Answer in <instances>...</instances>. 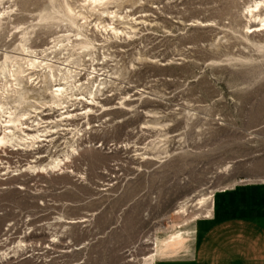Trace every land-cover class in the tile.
I'll return each instance as SVG.
<instances>
[{
	"label": "rangeland",
	"instance_id": "obj_1",
	"mask_svg": "<svg viewBox=\"0 0 264 264\" xmlns=\"http://www.w3.org/2000/svg\"><path fill=\"white\" fill-rule=\"evenodd\" d=\"M257 17L264 0H0V104L43 140L0 115V264L182 257L224 192L263 191Z\"/></svg>",
	"mask_w": 264,
	"mask_h": 264
},
{
	"label": "crops",
	"instance_id": "obj_2",
	"mask_svg": "<svg viewBox=\"0 0 264 264\" xmlns=\"http://www.w3.org/2000/svg\"><path fill=\"white\" fill-rule=\"evenodd\" d=\"M213 208L195 221L186 255L155 251L152 264H264V190L251 197L229 189Z\"/></svg>",
	"mask_w": 264,
	"mask_h": 264
},
{
	"label": "bare ground",
	"instance_id": "obj_3",
	"mask_svg": "<svg viewBox=\"0 0 264 264\" xmlns=\"http://www.w3.org/2000/svg\"><path fill=\"white\" fill-rule=\"evenodd\" d=\"M91 2L95 3V2H98L100 0H90ZM259 7V5H256L255 8L257 9ZM255 11V10H254ZM258 11V9H257ZM249 13L251 14L252 13V10L249 11ZM260 22L259 25H256L254 27H248L247 30L249 34L251 33H255V32H259V31H263L264 30V19L260 20L259 21V18L257 17V19L254 20V23H258ZM30 53H33V51ZM29 62V67H31L32 69L33 68H37V67H40V64L38 61L34 60V59H29L27 60ZM37 64V66H35ZM50 70V69H49ZM22 71L19 69V70H16L15 71V76L18 78V79H22L24 76L22 75ZM13 76V75H12ZM50 77H54L53 75L50 76ZM51 78V79H52ZM31 80V78L29 79ZM18 90V84H16L15 88L12 90L13 92L17 91ZM63 93H64V88L62 87H57L53 93H52V96L55 98L56 101H54L55 103H57V105H61L62 102V98H63ZM12 113V112H11ZM10 112L6 111L3 106L0 104V115H4V114H7V117L9 118L6 125H4V127H13L14 129H17L19 130V132H21L25 137L26 139L25 140H28L30 143H38V142H41L43 141L42 139H40V136H37V135H29V134H26L25 133V130H30L29 128H27L26 126H23V123L21 122L23 119H19V118H16V116L12 115ZM72 118V115H65L64 116V119H71ZM6 131V128H3L2 129V135L0 137V147L5 145L11 138L8 137L7 133H11V131ZM13 137V136H12ZM16 138V137H15ZM22 138V137H21Z\"/></svg>",
	"mask_w": 264,
	"mask_h": 264
}]
</instances>
